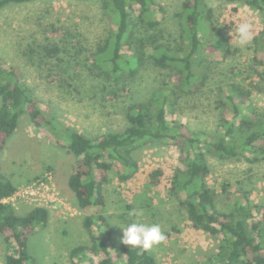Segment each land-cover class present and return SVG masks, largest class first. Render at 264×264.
Returning a JSON list of instances; mask_svg holds the SVG:
<instances>
[{"label": "trees", "instance_id": "obj_1", "mask_svg": "<svg viewBox=\"0 0 264 264\" xmlns=\"http://www.w3.org/2000/svg\"><path fill=\"white\" fill-rule=\"evenodd\" d=\"M30 1L33 0H0V10ZM228 1L262 12V26L253 39L252 66L263 86L250 90L238 82L226 88L220 86L216 106L222 112L214 134L192 130L189 124L172 118L171 109L177 93L196 94L209 80L207 71H211L212 60L206 54L208 50L220 52L223 57L229 55L226 37L207 0H183L180 35L174 41L159 29L164 8L155 0H101L109 28L104 43L91 55V64L104 78L102 100L121 102L126 81L133 82L149 64L168 69L173 75L171 87L157 89L147 100L125 104L124 126L118 130L89 137L59 122L54 114L39 107L40 100L24 84L21 69L7 67L0 58V152L19 118L27 114L35 126L44 125L62 139L63 146L76 158L68 186L85 213L83 226L91 244L72 248L73 264H157L150 250L124 243L115 247L113 256V237L106 217L93 209L105 204L103 190L109 170L116 169L122 180L131 178L139 169L135 151L162 141H170L179 149L181 166L173 170L171 189L177 195L183 194L178 198L180 209L194 228L218 241V251L204 254L195 264H264V205L253 202L248 190L230 194L225 186L220 203L217 192L207 182L209 154L220 160L241 158L250 165L264 161V113H257L250 98L255 88L264 92V0ZM138 24L146 34H140ZM59 29V38L46 36L23 53L32 66L47 64L49 82L57 79L70 87L67 80L74 79L79 42L72 31ZM73 91L80 93L76 88ZM16 189L0 171V199L11 196ZM48 219L49 211L44 206L19 214L12 204L0 203V234L7 244L4 264L36 263L29 252L28 239L38 226H46Z\"/></svg>", "mask_w": 264, "mask_h": 264}, {"label": "rangeland", "instance_id": "obj_2", "mask_svg": "<svg viewBox=\"0 0 264 264\" xmlns=\"http://www.w3.org/2000/svg\"><path fill=\"white\" fill-rule=\"evenodd\" d=\"M155 1L164 8L160 31L170 40H177L183 0ZM207 1L214 9L218 28L226 37L229 55L223 57L220 52L208 50L206 54L212 60L211 71H207L209 80L196 94L177 93L171 109L172 118L189 124L192 130L214 134L222 112L216 106L220 86L226 88L233 82L246 90L263 86L253 72V40L239 47L235 32L236 24L246 17L253 23L255 37L262 26L263 15L259 9L241 2ZM101 7V0H33L0 10V58L7 67L21 69L24 84L39 98L43 111L51 112L59 122L89 137L120 129L124 126L122 107L130 101L151 98L159 88L171 87L173 76L170 70L149 64L133 82L126 81L123 102L102 100L104 78L91 64V55L104 43L109 28ZM59 28L72 31L79 42L76 46L80 56L73 71L74 79L67 80L70 87L57 79L49 82L47 64L32 66L23 53L46 36L59 38ZM137 28L141 35L147 33L142 25L138 24ZM58 74L63 76L62 71ZM74 88L80 93L73 91ZM250 98L257 113H264V92L255 88ZM179 154L178 147L170 141L148 143L135 151L139 169L131 178L120 179L116 169L107 172L103 190L105 204L93 210L106 217L113 237L110 242L113 256L115 247L122 243V227L137 219L146 224H159L164 231L166 239L150 250L157 264H195L204 254L218 251V241L194 228L180 209L178 198L182 197V192L177 195L171 189L173 170L181 166ZM75 161L62 139L44 125L35 126L27 114L19 118L15 131L0 152V171L5 179L15 184L17 190L40 182L41 193L47 196L34 202L15 194L7 201L19 214L37 205L46 206L49 211L46 226H38L28 239L35 264H73L72 248L91 244L90 235L83 226L85 213L68 186ZM208 163L207 182L217 192L220 203H223L225 186L230 194L248 190L253 202L264 205V161L250 165L241 158L220 160L209 154ZM50 198H55L54 205L49 203ZM133 209L143 210V215L130 217L128 213ZM6 250L7 244L0 234V264H4Z\"/></svg>", "mask_w": 264, "mask_h": 264}, {"label": "clouds", "instance_id": "obj_3", "mask_svg": "<svg viewBox=\"0 0 264 264\" xmlns=\"http://www.w3.org/2000/svg\"><path fill=\"white\" fill-rule=\"evenodd\" d=\"M235 32L236 44L239 47L249 45L254 39L253 23L246 17H242L240 22L236 24ZM128 215L139 218L143 215V210L133 209ZM122 231V243L140 248L143 251L152 250L166 239L159 224H146L140 222L139 219L129 223L126 227H122Z\"/></svg>", "mask_w": 264, "mask_h": 264}, {"label": "built area", "instance_id": "obj_4", "mask_svg": "<svg viewBox=\"0 0 264 264\" xmlns=\"http://www.w3.org/2000/svg\"><path fill=\"white\" fill-rule=\"evenodd\" d=\"M39 184L41 186L42 183L36 182V183H34V184L30 185V186H27L26 188H22L21 190H17L16 189V191L11 196L3 198V199H0V203L1 202L2 203H9V202H7L8 199L10 197H12L13 195H15V194L18 197H20V198H23V199H26V200H32L34 202L42 200V198H45L47 196H45L44 193H41V190L39 188ZM43 201H45V200H43ZM53 201H55V198H50L49 203L54 205ZM44 207H46V206H44Z\"/></svg>", "mask_w": 264, "mask_h": 264}]
</instances>
